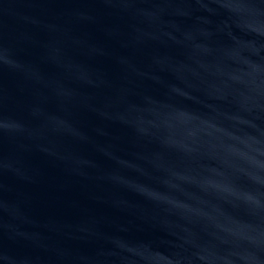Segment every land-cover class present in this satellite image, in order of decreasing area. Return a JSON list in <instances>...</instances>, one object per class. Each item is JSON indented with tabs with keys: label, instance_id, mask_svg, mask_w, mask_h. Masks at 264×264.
<instances>
[{
	"label": "water",
	"instance_id": "water-1",
	"mask_svg": "<svg viewBox=\"0 0 264 264\" xmlns=\"http://www.w3.org/2000/svg\"><path fill=\"white\" fill-rule=\"evenodd\" d=\"M0 264H264V0H0Z\"/></svg>",
	"mask_w": 264,
	"mask_h": 264
}]
</instances>
